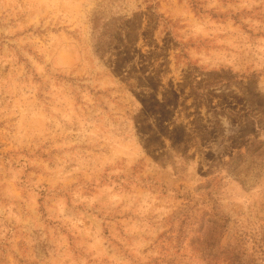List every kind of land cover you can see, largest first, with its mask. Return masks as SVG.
<instances>
[{"label":"rangeland","instance_id":"rangeland-1","mask_svg":"<svg viewBox=\"0 0 264 264\" xmlns=\"http://www.w3.org/2000/svg\"><path fill=\"white\" fill-rule=\"evenodd\" d=\"M0 264H264V0H0Z\"/></svg>","mask_w":264,"mask_h":264}]
</instances>
